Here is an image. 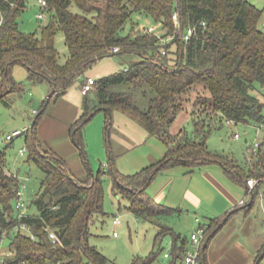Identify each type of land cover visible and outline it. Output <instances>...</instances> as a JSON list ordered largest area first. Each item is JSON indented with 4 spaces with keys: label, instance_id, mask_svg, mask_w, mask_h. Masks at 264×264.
<instances>
[{
    "label": "trees",
    "instance_id": "obj_1",
    "mask_svg": "<svg viewBox=\"0 0 264 264\" xmlns=\"http://www.w3.org/2000/svg\"><path fill=\"white\" fill-rule=\"evenodd\" d=\"M46 1L51 20L41 26L40 33H30L22 30L19 22L27 0H0L1 97L24 90L12 74L16 64L27 67L28 80L48 83L51 90L56 89L55 94L62 95L100 58L137 54L140 60L131 67L97 81L94 108L88 110V101L87 111L74 122L70 132L73 136L76 131L75 144L84 149L83 127L91 119L89 116L104 107L110 111L120 108L150 136H157L168 145L163 160L133 175L117 171L111 155L109 177L113 194L126 199L135 216L150 219L159 227L157 238L172 236V254L166 258H172L171 264L182 263L191 238L181 236L169 225V219L180 210L157 202L147 189L168 166L193 167L214 162L223 165L237 183L247 184L248 179L256 178L258 183L252 190L255 201L264 185V146L260 147L257 160L250 161L249 173L244 174L235 160L210 152L206 143L217 118L235 124L264 122V30L259 27L262 10L247 0ZM176 11L180 28L173 20ZM145 17L157 24L155 31L162 33L135 32L139 19ZM127 27L130 30L125 34ZM189 27L195 31L186 44L181 35ZM59 31L65 35L68 48L63 62L55 45ZM167 37L172 41L163 42ZM114 47L119 51L113 52ZM117 84H126L129 91L108 89ZM193 91L197 93L193 134H172L169 127L183 109L185 97ZM135 92L149 97L145 108L134 104ZM45 111L46 107L26 134L28 160L46 175L41 182L42 191L32 200L36 212L19 216L15 204L20 180L11 174L6 149L0 147V252L3 241L8 239V251L13 254L6 257L7 264H117L90 244L92 223L107 215L106 174L95 176L89 172L86 180L78 179L60 155L43 146L37 125ZM254 201L245 206L247 212ZM222 220L223 217L214 219L202 228L201 264H209L208 248L227 222L210 236ZM23 226L28 227L29 234L22 232ZM50 232L56 234V241ZM156 257L154 251L147 258H135L132 264H151Z\"/></svg>",
    "mask_w": 264,
    "mask_h": 264
},
{
    "label": "rangeland",
    "instance_id": "obj_2",
    "mask_svg": "<svg viewBox=\"0 0 264 264\" xmlns=\"http://www.w3.org/2000/svg\"><path fill=\"white\" fill-rule=\"evenodd\" d=\"M262 10L259 27L264 30V0H247ZM38 0H27V6L19 18L20 27L25 32L40 33V28L51 20L52 12L45 10L44 19ZM135 32L152 31L150 27L157 25L149 18H140ZM130 30L127 27L125 34ZM154 29L153 31H155ZM158 31V30H157ZM155 31V32H157ZM162 33V31L157 32ZM163 42H171L167 37ZM55 45L60 54V60L66 59L68 48L65 35L58 32ZM176 49V45L173 46ZM175 57V56H173ZM140 57L133 53H123L104 56L90 66L83 76L79 77L62 95L50 97L47 83H34L28 80L29 71L26 66L16 64L12 74L16 83L24 87L23 91H13L0 98V147L6 149L8 168L12 175L17 176L26 185L25 201L29 213L37 211L32 203L33 197L42 191L41 182L45 178L44 171L35 163L30 162L27 147V132L14 137L13 141L6 140L8 134L15 130L23 131L30 128L36 117L44 110L37 125V132L43 146L54 150L67 163L71 172L81 180H86L89 172L95 176L106 174L104 210L105 219L92 223L90 244L96 246L107 257L117 264H132L138 257L147 258L154 251L156 259L151 264H171L173 238L166 235L157 238L159 227L150 219L138 218L129 210V202L112 192L109 177L110 157L113 155L114 168L124 175H133L142 169L163 160L168 152V145L157 136H150L144 127L120 108L112 109V119L109 122L108 113L100 110L83 127V142L86 157L73 141L71 127L75 121L82 118L87 111L94 108L98 99L97 86L87 96L82 94L84 80L93 77L96 81L123 72L138 62ZM110 91L128 92L126 84L111 85ZM197 93L191 92L184 101V107L178 112L169 127L172 134L181 131L192 136L194 131V102ZM134 104L145 108L149 97L141 92H135ZM92 113V112H91ZM199 115H201L199 113ZM259 124L228 123L218 119L212 124L206 146L212 153L235 160L244 174L250 170V153L255 140L264 138V127L258 135ZM240 139L235 138V134ZM247 140V142H246ZM27 151L22 155L21 150ZM211 171L219 181H225V186L231 189L238 200L245 199L247 206L252 200L244 184L237 183L219 163H207L200 166L171 165L163 169L147 189L157 202L167 207L179 209L178 215L169 219V225L183 237L191 238L193 233L203 236V227L210 219L219 216L217 205H221L223 194L219 189L207 184L205 171ZM209 186V187H208ZM189 190L202 198L198 206L190 200ZM192 199V198H191ZM231 219L219 230L208 248L209 264H256L261 250L264 248V185L261 186L250 214L246 216L248 207H237ZM231 209L229 212L233 211ZM119 217L121 223L116 227L114 219ZM115 230L118 236L114 235ZM23 233L29 234L27 229ZM204 239V238H203ZM9 240L2 244V252H8ZM192 248V243L189 249ZM264 264V258L261 260Z\"/></svg>",
    "mask_w": 264,
    "mask_h": 264
},
{
    "label": "built area",
    "instance_id": "obj_3",
    "mask_svg": "<svg viewBox=\"0 0 264 264\" xmlns=\"http://www.w3.org/2000/svg\"><path fill=\"white\" fill-rule=\"evenodd\" d=\"M38 3L40 5V8L43 9L41 10V12L38 14V17L40 19H44L45 17V10L48 9V3L46 0H38ZM0 14H1V10H0ZM173 20L175 21L177 27L180 28L181 26V22H180V16L179 13L176 11L173 15ZM150 29L153 31L155 29V26L150 27ZM195 28L194 27H189L187 29H183L182 35H181V39L184 41V43L188 44L191 41V38L194 34ZM113 52H118L119 48L118 47H114L112 49ZM164 54L166 53L165 51L163 52ZM97 84V81L93 78V77H88L85 79L84 81V85H83V89H82V93L84 95H87L90 91H92L93 87ZM228 123H233L235 124L234 121L228 120ZM264 127V122L260 123L258 126V135L261 132L262 128ZM29 128H25L23 131L21 130H15L12 134H8L6 137V140L8 141H12L14 139V137L21 135L22 133H26L28 131ZM235 138L236 139H240V135L238 133L235 134ZM264 146V138L263 139H259L255 140L254 143L251 145L250 148V153L253 154L254 156V160H257V155H258V151L260 149L261 146ZM27 151L26 148H23L21 150L22 155ZM250 161H253L252 159ZM258 183V180L256 178H250L247 180V185L249 187V189L252 191L253 188L255 187V185ZM25 189H26V185L23 181H19V185L17 187V199H16V210L19 212V216L24 215L27 210H26V201H25ZM249 190V192H250ZM246 202L245 200L241 201V205H245ZM114 225L116 227H118V225L121 223V219L119 217H116L113 221ZM23 228L28 229V227L23 226ZM115 236H118V231L115 230L114 232ZM50 237L56 241L57 240V236L54 232H50ZM203 238L204 236H200L198 233H193L191 235V243H192V248H190L184 259L182 264H201L200 262V256H201V251H202V247H203ZM13 252L12 251H8V252H0V264H7L6 263V257L7 256H12ZM165 257H169V254L166 253ZM23 264H30V263H23Z\"/></svg>",
    "mask_w": 264,
    "mask_h": 264
},
{
    "label": "crops",
    "instance_id": "obj_4",
    "mask_svg": "<svg viewBox=\"0 0 264 264\" xmlns=\"http://www.w3.org/2000/svg\"><path fill=\"white\" fill-rule=\"evenodd\" d=\"M48 86L50 88L49 84H48ZM50 90H51V88H50ZM87 95H85V96H87ZM204 174H205L206 179L208 178L207 179L208 181H206L207 184L213 188L219 189L223 194V198H222L223 201H222L221 205L220 206L217 205L220 214H219V216H215L214 218L210 219V221L217 219V218H222V217L224 218L228 213H230L229 211L231 209H234L233 210L234 212L232 211L233 212L232 214L237 213L239 210L237 207L242 206L244 208L247 205V203L245 205H241V201H243L245 199H241L239 201L238 198L236 197V195L232 192L233 188L231 187V189H229V188H227V186H225V181H219V179L211 171L207 170V171H205ZM244 186L247 189V192L249 193V189L247 187L248 185L244 184ZM189 195L192 198V199L190 198V200L193 201V203H195L196 205L199 206L202 203V198L199 195L195 194L193 191L189 190ZM247 213H246V216L250 214V211H248ZM231 217L232 216L230 215L229 218L231 219ZM178 264H182V263L180 262Z\"/></svg>",
    "mask_w": 264,
    "mask_h": 264
},
{
    "label": "water",
    "instance_id": "obj_5",
    "mask_svg": "<svg viewBox=\"0 0 264 264\" xmlns=\"http://www.w3.org/2000/svg\"><path fill=\"white\" fill-rule=\"evenodd\" d=\"M55 92H56V89L55 88H53L52 89V92H51V94H50V97H52L54 94H55ZM0 97H1V95H0ZM103 110H105V111H107V113H108V118L110 119V121H111V119H112V113H111V111L107 108V107H104L103 108ZM93 115L94 114H91L90 116H89V118H92L93 117ZM75 132L76 131H74V133H73V141L76 143V140H75V138H74V134H75ZM247 141V140H246ZM81 149V151H82V154L83 155H85V151H84V149L83 148H80ZM248 187V186H247ZM248 189H249V187H248ZM250 190V189H249ZM250 193H252V191L250 190ZM254 201V195L252 194V200H251V202H250V204L252 203ZM236 211V210H235ZM234 212V211H233ZM232 211L230 212V213H228L224 218H223V220H222V222L219 224V226L217 227V229L213 232V234L210 236V238L223 226V224H225V222H227V220H228V218L230 217V215L233 213ZM205 247H206V245H205ZM262 255L261 256H259L258 257V260H257V262H256V264H259L260 262H261V260L264 258V251L261 253Z\"/></svg>",
    "mask_w": 264,
    "mask_h": 264
}]
</instances>
